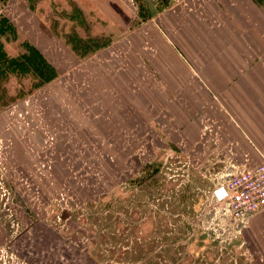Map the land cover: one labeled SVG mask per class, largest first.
Masks as SVG:
<instances>
[{"label": "rangeland", "instance_id": "1", "mask_svg": "<svg viewBox=\"0 0 264 264\" xmlns=\"http://www.w3.org/2000/svg\"><path fill=\"white\" fill-rule=\"evenodd\" d=\"M227 3L0 0V264H264V208L214 201L229 144L191 94Z\"/></svg>", "mask_w": 264, "mask_h": 264}, {"label": "crops", "instance_id": "2", "mask_svg": "<svg viewBox=\"0 0 264 264\" xmlns=\"http://www.w3.org/2000/svg\"><path fill=\"white\" fill-rule=\"evenodd\" d=\"M226 7L240 20L231 23L228 40L209 41L208 69L195 76L205 81L206 92L194 85L191 94L197 96L201 91L211 96L234 120L235 123L229 121L211 108L216 103L207 99L209 111L221 118V143L229 144L223 155L232 160L225 168L229 169L232 163L245 160L252 165L264 154V0H228ZM247 17L251 19L245 23ZM167 79L178 91L182 79L177 76L176 81L170 75Z\"/></svg>", "mask_w": 264, "mask_h": 264}, {"label": "built area", "instance_id": "3", "mask_svg": "<svg viewBox=\"0 0 264 264\" xmlns=\"http://www.w3.org/2000/svg\"><path fill=\"white\" fill-rule=\"evenodd\" d=\"M219 176L212 195L223 213L242 222L248 214L264 208V154L252 165L246 160L239 165L232 163ZM216 187L221 188V197L215 194Z\"/></svg>", "mask_w": 264, "mask_h": 264}, {"label": "bare ground", "instance_id": "4", "mask_svg": "<svg viewBox=\"0 0 264 264\" xmlns=\"http://www.w3.org/2000/svg\"><path fill=\"white\" fill-rule=\"evenodd\" d=\"M215 194H216L218 197H221L222 194H223L221 188H219V187L217 188V187H216Z\"/></svg>", "mask_w": 264, "mask_h": 264}]
</instances>
